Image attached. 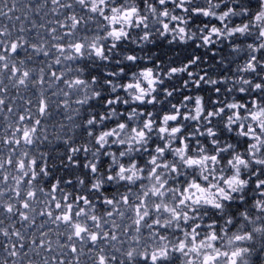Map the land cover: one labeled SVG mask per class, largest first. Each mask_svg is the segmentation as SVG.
<instances>
[{
    "label": "snow or ice",
    "instance_id": "snow-or-ice-1",
    "mask_svg": "<svg viewBox=\"0 0 264 264\" xmlns=\"http://www.w3.org/2000/svg\"><path fill=\"white\" fill-rule=\"evenodd\" d=\"M0 264H264V0H0Z\"/></svg>",
    "mask_w": 264,
    "mask_h": 264
}]
</instances>
